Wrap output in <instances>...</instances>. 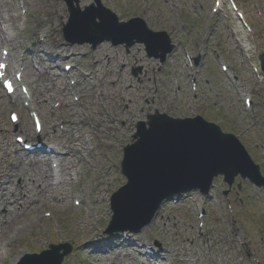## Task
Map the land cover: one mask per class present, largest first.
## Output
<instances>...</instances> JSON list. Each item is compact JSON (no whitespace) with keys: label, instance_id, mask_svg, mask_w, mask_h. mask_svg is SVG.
Masks as SVG:
<instances>
[{"label":"bare ground","instance_id":"bare-ground-1","mask_svg":"<svg viewBox=\"0 0 264 264\" xmlns=\"http://www.w3.org/2000/svg\"><path fill=\"white\" fill-rule=\"evenodd\" d=\"M92 1L79 0V6L85 8ZM64 18L67 17L58 0H0V46H6L4 50L9 53L6 60L10 63L8 77L13 71L14 77L22 73L26 83L22 85L29 86L30 93L29 98L18 93L6 100L0 92V107L23 108L22 100L28 102L29 109L44 119L47 144L51 146L50 154L38 150L41 157L35 151L23 154L12 142V127L26 139L36 140L43 135L32 129L29 118H21L14 126L0 123V145L5 142L8 150L6 157L0 158V264L10 260L13 251L17 257L10 264H16L21 254L28 252L29 243L24 250L21 249L23 235L28 234L31 238L29 234L33 233L37 248L47 246L50 235L41 225L45 222L44 210L51 209L56 217V210L73 198L87 205L85 216L74 221L73 228L86 235L79 246L81 251L91 252L92 264H153L149 256L143 255L140 260L121 249L125 248L124 245L137 248L134 242L122 243V236L118 234L112 238L107 234L98 236L95 227L104 223L107 217V191L111 181L103 174L111 172L106 167L110 161L108 151L125 138L129 124L139 117L144 106L142 102L146 99L144 96L154 105H168L166 100L157 99V91L152 94L149 88L151 79L160 83L162 79L152 71L151 60L145 55H123L119 49L113 51L103 46L95 53H87L86 65L90 74L82 71L84 64L74 67L77 86L71 87L68 81L71 73L60 71V66L64 62H76L78 53L67 54L69 49L57 41V30ZM36 19V24L29 26ZM33 40L34 51L22 52L21 49ZM236 43L241 47L239 42ZM55 46L60 47L64 56L55 50ZM3 55L2 51L0 62ZM11 61L17 63L11 65ZM133 63L143 67L140 82L134 81L125 69L119 70L122 65ZM115 81L117 85L111 87ZM129 85L130 89H124ZM75 92L81 94L79 104L72 99ZM56 102L61 103L59 109L54 107ZM59 122L66 124V131L59 132ZM52 158H55L56 169L52 168ZM88 177L90 179L84 183ZM159 215L162 226L166 227V216ZM161 231L166 233L165 229ZM186 240H189L188 233ZM220 241L227 244L226 238ZM112 254L116 260L109 258L110 255L113 257ZM159 256L168 263V256L165 257L161 250L154 257L159 259ZM161 260L156 263L161 264ZM209 260L201 255L194 260L186 258L183 261L186 264H205ZM234 261L243 264L239 257Z\"/></svg>","mask_w":264,"mask_h":264},{"label":"rangeland","instance_id":"rangeland-1","mask_svg":"<svg viewBox=\"0 0 264 264\" xmlns=\"http://www.w3.org/2000/svg\"><path fill=\"white\" fill-rule=\"evenodd\" d=\"M217 1L104 0L103 6L114 12L121 22L139 17L147 23L151 30H165L170 33L173 36V43L178 46L177 51L167 59V63L161 64L155 59L152 63L159 71L160 77L171 78V82L167 81L161 84L157 82V91L168 99L167 107L160 110L150 108L143 111L141 118L130 124L126 132V139L108 151L110 161H112L111 163L109 161L106 167L110 166L111 175L108 177L104 175L105 173L103 175L108 181L114 182L107 191L108 210L112 192L127 183L126 178L121 174L123 149L132 142L137 123L146 120L149 114L156 112L155 110L178 118L201 115L206 120L221 126L224 132L237 135L255 163L260 165L264 175V75L261 76L263 79L261 83L252 75L251 67L255 62L259 64L258 57L248 62L240 54L239 48L233 45L234 36L243 45H247L245 35L240 30L239 21L227 2L222 7V11L214 14V11L219 7ZM235 1L244 11L246 19L253 29V34H249V39L254 41L252 46L253 49H256L254 50L256 55L258 52L263 53L264 0ZM59 4L67 17L69 14L64 1L59 0ZM141 5L144 6L139 9L138 6ZM36 21L37 19L31 21L29 26L35 25ZM66 21L64 18L58 27L59 43L67 45L69 50L71 49V52L75 53L95 51L88 44L70 45L65 41L61 29ZM27 33L31 38V31L28 30ZM207 41L209 42L207 43ZM104 45L112 49L118 48L125 55L132 53L146 55L142 44H138L130 50H127L125 46L116 48L111 43ZM27 49H33V47L27 46ZM55 50L60 52L58 47ZM187 54L193 59L199 58L200 60L198 68L201 69V73L198 77L197 97L190 88L189 80L185 82L181 76L182 71L184 72L186 69L182 61L184 60L186 65L188 64ZM174 57L177 60L175 64L167 65ZM79 59L80 61L75 64L82 63L83 58ZM220 60L229 66L233 75L238 77L241 87L247 84L253 88L251 112L246 111L243 95H240L232 87L222 72L221 66L218 64ZM67 63L70 62L62 64L61 71ZM142 70V66L133 64L128 68V73L138 80ZM84 71L90 73V69L86 66ZM0 90L1 95L5 96L1 86ZM169 102H171L170 105ZM14 110L13 108L3 109L0 107V123H7L11 126L10 112ZM20 116L28 118L26 111H21ZM12 131V142L22 150L16 142V136H20V132ZM1 152L3 151L0 150V155ZM89 179L90 177L87 178V181ZM228 190L229 188L222 178L215 181L212 197L207 200V208H205L207 212L202 219L198 218L199 212L195 210V203L204 200L200 195H184L185 197L179 198L177 203L168 200L163 204L161 213L166 216V227L162 226V219L158 216L154 219L153 227L150 226L145 229L144 233H139L142 234V236L139 235L140 240L146 246L165 249V253L171 261L170 264H186L184 259L194 260L195 257L201 255L205 259H210V262L205 264H236L235 257L243 260L244 264H264V188L257 190L248 181L237 179L233 188ZM71 200L64 207H59L56 210V217L51 216L41 223L47 234L50 235L45 249L49 248L50 244L68 242L73 246V252L65 258L64 264H92L91 252L89 250L81 251L78 246L80 242L85 241L86 235L81 234L79 229L73 228L74 221L85 215V209L83 207L79 209L75 206V200ZM201 222L205 225L204 228H201ZM101 226H99L100 230L103 233L106 232L108 224ZM162 229H165V234L161 231ZM128 233L134 234L131 231ZM187 233L189 240H186ZM29 235L31 238L28 237V234L21 237V249H24L29 243L31 251L42 250L35 246L36 237L34 234L30 233ZM223 238L227 239V244L221 243L220 240ZM130 252L133 257H139L137 253ZM16 255V251H13L8 262L13 260ZM112 256L114 255L112 254ZM140 260L142 259L140 258Z\"/></svg>","mask_w":264,"mask_h":264},{"label":"water","instance_id":"water-1","mask_svg":"<svg viewBox=\"0 0 264 264\" xmlns=\"http://www.w3.org/2000/svg\"><path fill=\"white\" fill-rule=\"evenodd\" d=\"M100 1L97 0L99 4ZM68 2L72 16H75L77 9L73 6V0ZM93 15L87 24L94 23L95 18L100 17L101 23L95 24L94 30L104 34L107 39L118 42L119 34H128L125 33L128 30H124L126 25H119L113 19V14L101 6L100 11ZM86 29L85 25L83 32ZM139 135V142L126 150L124 162V172L130 179L126 189L133 192L131 200L134 203L141 202L131 217L139 215L141 219L144 214L139 229L151 222L164 198L201 185L218 173H224L232 179L241 172L258 182L257 177L247 171L246 167L251 164V160L235 138L222 135L216 126L201 119L174 122L163 117H153L150 129L144 127ZM117 203L115 208L120 218L123 206L119 205L118 198ZM67 254L69 252L49 258L53 259L52 264H62Z\"/></svg>","mask_w":264,"mask_h":264},{"label":"snow or ice","instance_id":"snow-or-ice-1","mask_svg":"<svg viewBox=\"0 0 264 264\" xmlns=\"http://www.w3.org/2000/svg\"><path fill=\"white\" fill-rule=\"evenodd\" d=\"M6 67L4 64H0V68H4ZM4 77V73L0 72V78ZM4 87L7 88L9 91H12V84L10 81H8L7 79L4 80ZM16 117L14 116L13 119H15Z\"/></svg>","mask_w":264,"mask_h":264}]
</instances>
